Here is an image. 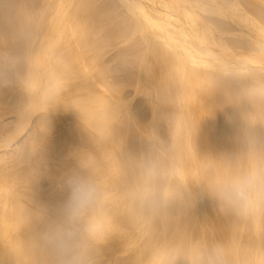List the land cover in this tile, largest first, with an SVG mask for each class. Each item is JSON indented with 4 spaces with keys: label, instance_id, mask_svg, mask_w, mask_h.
Listing matches in <instances>:
<instances>
[{
    "label": "bare ground",
    "instance_id": "bare-ground-1",
    "mask_svg": "<svg viewBox=\"0 0 264 264\" xmlns=\"http://www.w3.org/2000/svg\"><path fill=\"white\" fill-rule=\"evenodd\" d=\"M0 264H264V0H0Z\"/></svg>",
    "mask_w": 264,
    "mask_h": 264
},
{
    "label": "clouds",
    "instance_id": "clouds-1",
    "mask_svg": "<svg viewBox=\"0 0 264 264\" xmlns=\"http://www.w3.org/2000/svg\"><path fill=\"white\" fill-rule=\"evenodd\" d=\"M91 189L82 183L73 185L72 203L75 207L87 204L92 198Z\"/></svg>",
    "mask_w": 264,
    "mask_h": 264
},
{
    "label": "rangeland",
    "instance_id": "rangeland-1",
    "mask_svg": "<svg viewBox=\"0 0 264 264\" xmlns=\"http://www.w3.org/2000/svg\"><path fill=\"white\" fill-rule=\"evenodd\" d=\"M110 51V50H109ZM109 51H108V54L106 53V56H105V60H107V63L108 64H110V65H113V63H115V61H114V56H112V55H115V51H113L114 53H109ZM109 56V57H108ZM112 56V58H110ZM109 59H112L113 61H111V60H109ZM109 61H111L110 63H109ZM132 99H133V97H132ZM138 99H140V98H135V99H133L134 100V103H137V102H139V100Z\"/></svg>",
    "mask_w": 264,
    "mask_h": 264
}]
</instances>
